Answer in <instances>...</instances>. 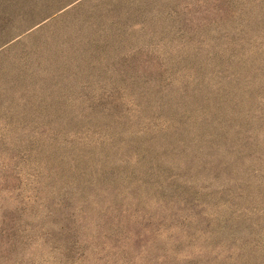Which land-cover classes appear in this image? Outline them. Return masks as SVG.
<instances>
[{"label":"rangeland","instance_id":"1","mask_svg":"<svg viewBox=\"0 0 264 264\" xmlns=\"http://www.w3.org/2000/svg\"><path fill=\"white\" fill-rule=\"evenodd\" d=\"M0 264H264V0H0Z\"/></svg>","mask_w":264,"mask_h":264}]
</instances>
